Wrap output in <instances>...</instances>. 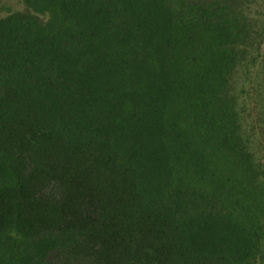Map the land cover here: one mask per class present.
I'll use <instances>...</instances> for the list:
<instances>
[{"label": "trees", "instance_id": "16d2710c", "mask_svg": "<svg viewBox=\"0 0 264 264\" xmlns=\"http://www.w3.org/2000/svg\"><path fill=\"white\" fill-rule=\"evenodd\" d=\"M205 1L0 20V264H249L263 170L227 86L253 38Z\"/></svg>", "mask_w": 264, "mask_h": 264}, {"label": "rangeland", "instance_id": "374dc122", "mask_svg": "<svg viewBox=\"0 0 264 264\" xmlns=\"http://www.w3.org/2000/svg\"><path fill=\"white\" fill-rule=\"evenodd\" d=\"M184 1V0H180ZM219 5L223 11H243V19L237 21L239 28L242 21L249 24L251 40H238L237 62L232 71L231 81L227 86L229 106L238 114L240 135L244 147L248 149L252 160L256 161L263 172L259 173L252 189L264 184V0H207ZM26 0H0V20L11 14L26 13ZM248 39V38H247ZM244 51V52H243ZM244 56L241 58V53ZM264 199V198H263ZM264 208V200L260 203ZM255 223L254 234L260 241L257 251L249 254V264H264V212Z\"/></svg>", "mask_w": 264, "mask_h": 264}]
</instances>
